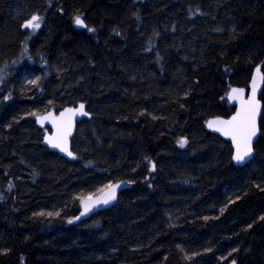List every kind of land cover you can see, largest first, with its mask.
<instances>
[{"label": "trees", "instance_id": "16d2710c", "mask_svg": "<svg viewBox=\"0 0 264 264\" xmlns=\"http://www.w3.org/2000/svg\"><path fill=\"white\" fill-rule=\"evenodd\" d=\"M261 62L264 0H0V264H264V113L242 168L206 128ZM79 103L91 117L69 161L27 113ZM117 182L115 206L74 223L79 197Z\"/></svg>", "mask_w": 264, "mask_h": 264}, {"label": "snow or ice", "instance_id": "6c2138e0", "mask_svg": "<svg viewBox=\"0 0 264 264\" xmlns=\"http://www.w3.org/2000/svg\"><path fill=\"white\" fill-rule=\"evenodd\" d=\"M74 23L88 28V25L85 24L84 20L80 15H76L74 17ZM42 18L38 14H33L29 19L23 22L22 27L25 29L31 28L33 32L38 30L41 27ZM89 31L94 32V28H88ZM16 62L13 61V64ZM8 65L5 64L0 67V85H4L10 73L8 72ZM262 67H264V62H261L260 66L255 67V74L251 77V94L247 99H244L245 89L243 88H231L230 93L228 94L229 100H238L240 102V108L236 112L231 119L223 120L217 118L213 121H208V126L213 127L215 130L222 132L225 136L231 138V141L234 145L235 151L232 155L231 159L236 164H245L249 159L253 156V139L257 136L259 131L257 124V117L260 112V101L257 100V86L258 84H264V73H262ZM41 77L37 76L34 79H30L27 81L28 84L33 85L35 87L40 86ZM2 90V89H0ZM12 99V92L9 91L7 95L3 96V100L0 103L7 102ZM223 99V97H222ZM51 103V101H49ZM183 107V105H181ZM85 104L80 103L78 109L77 108H66L59 113V116H55L51 111L47 112L45 115H37L34 112H28V116H35L37 120L41 123L44 121H50L53 128L55 129V134L51 136H46V142L50 144L53 148H58L60 151L67 153L68 156L73 157L75 159V155L73 152L69 151L68 148V138L72 134L73 130V117L77 114L88 116L89 113L84 111ZM141 116L145 115L144 112L140 113ZM152 119H158L156 116H152ZM11 127V124L8 125ZM181 147L185 146L188 141L186 138H181L177 141ZM152 170H155V163L149 162ZM12 186L9 185V188ZM119 185L106 184L104 188L100 191H103L105 194L102 197L97 199H93L92 196L87 197H79L84 211L80 213V216L86 215L88 212L92 211L94 207L98 204H109L112 200L116 199V188ZM257 188H260V185H256ZM261 191H264V188H260ZM2 199V197H0ZM227 205L225 206V208ZM225 209H221V214H223ZM34 216L38 217H59V211H40L38 213H34ZM80 216H76L74 219L79 220ZM204 219H208L205 217ZM261 221H264V216L260 217ZM73 220H68V223H72ZM249 228L252 227L251 224L248 225ZM180 252H184V248L180 245H177ZM10 249L0 250V255H7ZM206 251H211V249H206ZM233 251H237V249H233ZM201 255V253H193L192 255L185 254L184 259L191 261L194 256ZM167 259V257H165ZM231 264H236L235 260H232Z\"/></svg>", "mask_w": 264, "mask_h": 264}, {"label": "water", "instance_id": "95a60500", "mask_svg": "<svg viewBox=\"0 0 264 264\" xmlns=\"http://www.w3.org/2000/svg\"><path fill=\"white\" fill-rule=\"evenodd\" d=\"M76 28H77L78 30H84V29H86L85 27H81V26H79V25H77V24H76ZM260 65H261V64H260ZM260 65H258V66H260ZM262 73H263V72H262ZM254 74H255V70H254V72H253V75H254ZM253 75H252V76H253ZM233 88H239V87H233ZM230 90H231V89H230ZM263 91H264V84H258V86H257V100L260 101V112H259V115H258V117H257V124H258L259 131H258V133H257V136L253 139V142H252V146H253V156H252V158L249 159L245 164H242V165H241V164H236V163L232 160L233 165H234L235 167L242 168V167L246 166L247 164H249V163L254 159V157H255V145L257 144V142H258V140H259V138H260V135H261L260 123H261L262 116H263V113H264V103H263V101H262V99H261L262 94H263ZM229 93H230V91H229ZM229 93H228V94H229ZM250 94H251V81H250V86H249V92L247 93L246 90H245V93H244V99H247V98L250 96ZM228 100H229V99H228ZM229 102H230V104L235 108L234 113H233L232 115H230L229 117H213V118H210L208 121H213V120H216L217 118H219V119H223V120L231 119V117L234 116V115L236 114V112L239 110V108H240V102H239L238 100H229ZM79 104H80V103H79ZM79 104H77L76 106H68V107H65V108H63L62 110L58 111V112H57V111H51V112H52L55 116H59V113H60L61 111H63L64 109H66V108H77V109H78ZM83 104H85V103H83ZM84 111L88 112V109H87L86 104H85ZM88 113H89V112H88ZM45 114H46V113H45ZM45 114H43V115H45ZM90 117H91V114H90V113H89L88 116H83V115H79V114H77V115H75V116L73 117V130H72V134H71V136L68 138V148H69V151L72 152V141H73V139L75 138V136H76V134H77V132H78L79 124H80L81 122H83L84 120L89 119ZM35 121H36V125H37L38 128H41V129H49V131L45 134V136H44V138H43L42 145H43L45 148L49 149L51 152H54V153L60 155L61 157L65 158V159H67V160H69V161H73V157L68 156L67 153L60 151V149H58V148H53L50 144H48V143L46 142V139H45L46 136H51V135H54V134H55V129L53 128L51 122H50V121H44L43 123H41V122H39V121L37 120V118H35ZM208 121H207V122H208ZM207 122H206V128H207V130H208L210 133H212L213 135H216V136H218L219 138H221V139H223V140L229 142V143L231 144V147H232V150H233V154H234L235 148H234V145H233V143H232V141H231V138L228 137V136H225L222 132L216 131V130H215V127H216L215 125H214L213 127H209ZM117 184L119 185V187L116 188V193H115V195H116V199H115V200H112L109 204H106V205H105V204H98L96 207H94V208L92 209V211L88 212V213H87L86 215H84V216H80V214H79L78 216H80V219H79V220H76V219H75L74 222H75L76 224H80V223H82V222L88 220L92 215H95V214H97V213H99V212H103V211L108 210V209L112 208L113 206H115L116 203H117V201H118L119 196L121 195V193H122L123 191H125L126 189L130 188V186H129L127 183H125V182H119V183H115V184H113V185H117ZM104 194H105V193L102 192V193H100L99 195H97V196H95V197H92V198L95 200V199H97V198H99V197H102ZM82 211H84V208H83V205L81 204V212H82Z\"/></svg>", "mask_w": 264, "mask_h": 264}, {"label": "rangeland", "instance_id": "374dc122", "mask_svg": "<svg viewBox=\"0 0 264 264\" xmlns=\"http://www.w3.org/2000/svg\"><path fill=\"white\" fill-rule=\"evenodd\" d=\"M33 31V30H32ZM36 32H37V30H36ZM35 78V76H32V75H25L24 77H23V83H24V85H29L28 83H27V81L28 80H30V79H34ZM229 93V92H228ZM227 96H228V94H227Z\"/></svg>", "mask_w": 264, "mask_h": 264}, {"label": "bare ground", "instance_id": "6f19581e", "mask_svg": "<svg viewBox=\"0 0 264 264\" xmlns=\"http://www.w3.org/2000/svg\"><path fill=\"white\" fill-rule=\"evenodd\" d=\"M251 81V80H250ZM249 86H250V83H249ZM249 86H248V88H243V89H245L246 90V92L248 93L249 92ZM227 100H228V97H227ZM228 102H229V100H228ZM230 103V102H229ZM43 115V114H42ZM39 116V115H38ZM36 118V117H35ZM35 118H34V120H35ZM35 123H36V121H35ZM117 183H119V182H117ZM82 203H80V205H81Z\"/></svg>", "mask_w": 264, "mask_h": 264}]
</instances>
